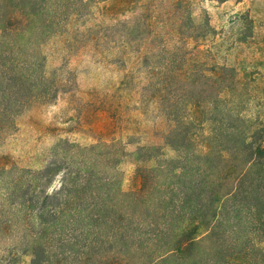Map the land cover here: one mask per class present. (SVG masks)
Masks as SVG:
<instances>
[{"label": "trees", "instance_id": "1", "mask_svg": "<svg viewBox=\"0 0 264 264\" xmlns=\"http://www.w3.org/2000/svg\"><path fill=\"white\" fill-rule=\"evenodd\" d=\"M229 1L0 0V264H264V79L219 63L195 14ZM90 65L114 78L86 87ZM49 106L92 108L101 137L59 122L56 162L22 167L5 148Z\"/></svg>", "mask_w": 264, "mask_h": 264}, {"label": "rangeland", "instance_id": "2", "mask_svg": "<svg viewBox=\"0 0 264 264\" xmlns=\"http://www.w3.org/2000/svg\"><path fill=\"white\" fill-rule=\"evenodd\" d=\"M195 14L199 20L205 15L209 17L210 26L215 33L210 48L216 60L234 67L243 79L256 81L254 92L261 95V83L264 79V0L229 1L224 4L202 2L196 5ZM62 48V43H56V39L46 47L48 69L53 77L56 76L54 69L59 63L58 55L64 51ZM78 69L85 70L82 65L75 70ZM92 69L95 72L99 70L102 83L114 78L111 71L94 69L90 65L83 76L86 87L89 83L87 75ZM89 109L91 112H84L83 116L81 114L78 123L70 122L56 106L32 110L21 120L20 131L11 139L5 151L12 153L22 167L36 168L56 162V126L65 121L71 123L68 129L72 132L68 133V137L72 141L95 143L101 137L98 132L101 119L92 114V108ZM124 159L120 169L123 173L124 189L129 191L135 163L130 158Z\"/></svg>", "mask_w": 264, "mask_h": 264}]
</instances>
